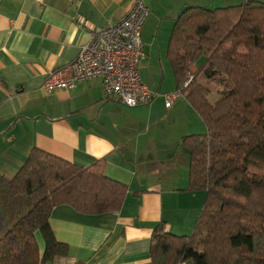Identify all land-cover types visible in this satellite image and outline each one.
Returning a JSON list of instances; mask_svg holds the SVG:
<instances>
[{"label":"crops","instance_id":"obj_1","mask_svg":"<svg viewBox=\"0 0 264 264\" xmlns=\"http://www.w3.org/2000/svg\"><path fill=\"white\" fill-rule=\"evenodd\" d=\"M244 1L145 0V58L138 69L157 95L130 106L108 95L100 77L70 88L47 89L44 83L78 56L92 32L125 17L133 0H0V174H16L38 148L79 166L100 161L107 176L127 187L118 211L54 207L49 225L69 246L67 264H155L151 247L158 225L192 234L207 194L188 190L184 138L208 129L184 96L165 105V94L178 89L169 41L186 7ZM36 236L44 251L43 235Z\"/></svg>","mask_w":264,"mask_h":264},{"label":"trees","instance_id":"obj_2","mask_svg":"<svg viewBox=\"0 0 264 264\" xmlns=\"http://www.w3.org/2000/svg\"><path fill=\"white\" fill-rule=\"evenodd\" d=\"M168 57L177 88L207 125L206 133L184 138L188 190L207 196L191 235L157 226L154 262L264 264V2L186 7ZM209 82L218 86L214 102ZM126 195L102 162L79 166L34 148L16 174H0V264H67L69 246L49 225L54 207L114 212Z\"/></svg>","mask_w":264,"mask_h":264},{"label":"built area","instance_id":"obj_3","mask_svg":"<svg viewBox=\"0 0 264 264\" xmlns=\"http://www.w3.org/2000/svg\"><path fill=\"white\" fill-rule=\"evenodd\" d=\"M149 15L145 0H133L128 13L116 23L92 32L78 56L47 77V89L70 88L76 83L100 77L105 92L130 106L150 103L157 95L143 83L139 63L145 58L141 31ZM192 78L189 74L185 84ZM182 90L166 93V107L182 97Z\"/></svg>","mask_w":264,"mask_h":264},{"label":"rangeland","instance_id":"obj_4","mask_svg":"<svg viewBox=\"0 0 264 264\" xmlns=\"http://www.w3.org/2000/svg\"><path fill=\"white\" fill-rule=\"evenodd\" d=\"M209 84V86L211 87V89H212V93H211V96H210V100L212 101V102H214L217 98H218V96H216V94H215V91L217 90V88H218V86H216L215 84H213V83H211V82H209L208 83ZM174 92V91H173ZM186 146V145H185ZM187 147V146H186ZM188 148V147H187ZM188 150H189V148H188Z\"/></svg>","mask_w":264,"mask_h":264}]
</instances>
